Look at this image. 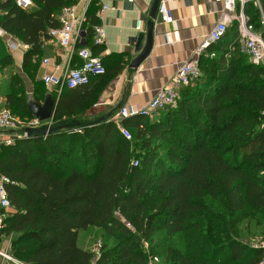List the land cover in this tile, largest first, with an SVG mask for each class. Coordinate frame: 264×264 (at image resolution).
<instances>
[{"label": "trees", "instance_id": "16d2710c", "mask_svg": "<svg viewBox=\"0 0 264 264\" xmlns=\"http://www.w3.org/2000/svg\"><path fill=\"white\" fill-rule=\"evenodd\" d=\"M16 1L0 0V28L31 48L29 74L61 10L77 0H30L32 11ZM258 2L244 13L264 33ZM237 38L234 25L199 57L201 76L181 89L175 109L125 119L130 141L111 121L80 120L88 87L62 88L51 126L60 130L0 145L11 206L0 243L11 237L9 252L23 264H149L142 243L164 232L186 247L168 246L161 264H259L263 249L238 230L245 218H264V67ZM1 61L12 64L8 54ZM26 101L13 107L8 95V109L32 118ZM90 229L101 232L97 252L78 243Z\"/></svg>", "mask_w": 264, "mask_h": 264}, {"label": "crops", "instance_id": "0c3cea01", "mask_svg": "<svg viewBox=\"0 0 264 264\" xmlns=\"http://www.w3.org/2000/svg\"><path fill=\"white\" fill-rule=\"evenodd\" d=\"M105 1L77 0L74 6L80 15H84L85 21L74 34L71 46L63 49L53 39L45 40L38 57L32 59L39 62L36 72L30 70L27 74L28 67L23 66L24 55L31 49L29 46L6 34L15 40L17 47L13 50L7 44V37L0 38L10 51L8 55L12 59V64L9 66L13 69V73L8 78L0 75V112L7 110L11 113V109H8V95L14 98L13 107H20L18 101L30 95L36 102L42 104L44 97H40L41 90H44V94L49 91L56 102L61 89L45 86L42 78L46 75L62 77L68 69L80 67L82 61L77 52L81 48H87L92 56L101 58L106 69L105 76L91 78L84 86L88 87L92 99L80 116L83 123H92L100 119L112 122V117L122 107L143 109L159 88L169 85L178 65L195 57L196 50L214 24L219 21L223 12L222 4L215 0H161L160 4H164L174 18L175 24L163 23L157 14L150 52L137 69H131L130 63L139 54L135 49V43L140 34L143 36L141 49L145 45L146 24L153 0ZM104 4L108 5V9L101 12ZM33 9H35L34 4L27 8L28 11ZM94 20L96 24L92 23ZM138 20L143 24L141 31L135 28ZM234 25L232 24L229 29ZM94 26L104 28V45L93 44ZM175 30L178 31V39L174 37ZM238 46L243 52L241 44ZM43 60H48V64H44ZM15 90L18 94L14 93ZM19 113V110H15L11 115L18 122L25 123L21 121L23 117L20 118ZM159 115L160 113H157L145 118L153 120ZM27 118L23 119L27 120ZM19 136H22L21 129L13 132L0 131V145L6 144L9 140L13 143V140ZM84 233L86 232L79 234L78 243L81 234ZM5 249H7L6 244L0 250Z\"/></svg>", "mask_w": 264, "mask_h": 264}, {"label": "built area", "instance_id": "2783aa9c", "mask_svg": "<svg viewBox=\"0 0 264 264\" xmlns=\"http://www.w3.org/2000/svg\"><path fill=\"white\" fill-rule=\"evenodd\" d=\"M107 1L113 0H106L105 2ZM215 2L222 4L223 12L221 18L214 24L208 35L203 39L196 50L195 57L178 65L169 85L159 88L153 99L145 108L135 110L132 107H122L112 117V122L119 134L126 140L130 141L132 135L129 129L123 126V120L137 116L152 117L157 113L174 109L178 104L181 89L192 86L201 76L198 58L210 45L219 42L232 24L236 25L238 43L241 44L243 52L248 57L249 61L256 66L264 67V33H258L244 13V6L246 3L253 2L255 5L259 6L258 0H215ZM16 4L22 9H27L32 5L30 0H17ZM107 9L108 5L104 4L101 8V12ZM158 14L163 23L170 25L175 24L174 18L163 3L159 5ZM57 21L59 26L50 29L48 31V36L61 48L67 49L71 46L74 34L84 23V15H80L77 12L76 6L65 7L58 15ZM142 25V21L138 20L135 28L141 31ZM93 32V44L97 46L104 45V28L102 26H95ZM173 33L174 37L178 39V31L175 30ZM6 34L7 33L0 28V37H7L9 48L15 50L17 47L15 40L10 36H6ZM168 43L171 42L168 41ZM77 55L82 61L80 67L68 69L62 77L46 75L42 78L43 84L47 87L58 89H75L86 86L91 78L104 76L106 74V69L101 58L92 56L87 48L79 49ZM43 63L48 64V60H43ZM51 125L52 120L39 123L37 120L32 119L25 123H20L9 111L3 110L0 112V131L13 132L21 129L22 136H19V138L27 137L24 132L25 129H39L41 127L50 128ZM11 143L12 141L9 140L6 144ZM137 164V161L133 162V166H137ZM8 184H10L9 179L0 173V230L3 229L4 218L11 208L6 189V185ZM98 247H100V245ZM253 247L261 248L264 251V241ZM9 248L8 246L7 249L0 250V264H23L10 254ZM259 264H264V254Z\"/></svg>", "mask_w": 264, "mask_h": 264}, {"label": "rangeland", "instance_id": "374dc122", "mask_svg": "<svg viewBox=\"0 0 264 264\" xmlns=\"http://www.w3.org/2000/svg\"><path fill=\"white\" fill-rule=\"evenodd\" d=\"M259 31V29H257ZM2 38V37H0ZM14 39V38H13ZM8 44V43H7ZM10 52L4 41L0 39V75L1 77H9L13 73L11 66H5L1 61L4 55ZM180 101V100H179ZM178 101V103H179ZM178 105V104H177ZM177 107V106H176ZM12 113V112H11ZM193 117V116H192ZM21 118V116H20ZM24 118V117H23ZM21 119L22 122H27L26 119ZM194 119V117H193ZM239 237L249 245H256L264 241V218L259 215L255 218H245L241 221L239 226ZM11 237H1L0 249L6 246L10 247ZM101 244V232L99 230L90 229L84 234H81L79 245L82 248H86L90 251H95L99 249ZM143 250L146 251L147 255L150 257L149 264H161L165 258V252L168 246L174 244L176 247H186L182 240H178L177 236H166L164 232H159L154 235V237L148 242L142 243ZM95 263V260L93 261Z\"/></svg>", "mask_w": 264, "mask_h": 264}, {"label": "water", "instance_id": "95a60500", "mask_svg": "<svg viewBox=\"0 0 264 264\" xmlns=\"http://www.w3.org/2000/svg\"><path fill=\"white\" fill-rule=\"evenodd\" d=\"M161 0H153L151 4V8L149 11V20L146 24V35H145V45L141 49L142 39L143 36L140 34L137 38V41L135 43V49L139 54L137 57L130 63L129 68L131 69H137L140 63L148 56L151 46H152V31L154 26V21L157 19L158 9L160 5ZM26 105L28 108V111L33 119L37 120L39 123H45L50 120H52L56 102L53 99L52 95L49 91H47L44 95L43 103L40 104L36 102L32 95H30L27 98ZM103 121V119H100L96 122H92L91 124L100 123ZM62 127L60 126H54L50 128L41 127L39 129H25L24 132L26 133L27 137L31 136L32 134H40L43 136H47L51 134L54 131L60 130Z\"/></svg>", "mask_w": 264, "mask_h": 264}]
</instances>
